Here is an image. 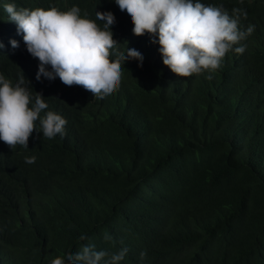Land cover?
Segmentation results:
<instances>
[{
	"label": "trees",
	"instance_id": "trees-1",
	"mask_svg": "<svg viewBox=\"0 0 264 264\" xmlns=\"http://www.w3.org/2000/svg\"><path fill=\"white\" fill-rule=\"evenodd\" d=\"M8 2L0 0V74L15 84L23 73L46 99L41 117L52 111L67 124L47 139L37 121L27 149L0 141V264H50L88 244L127 248L121 264H264V0H201L230 15L245 10L240 29L255 28L211 80L172 73L115 0H14L77 6L89 19L114 14L112 59L135 48L143 65L127 60L118 90L103 99L59 78L36 80L39 61Z\"/></svg>",
	"mask_w": 264,
	"mask_h": 264
},
{
	"label": "clouds",
	"instance_id": "clouds-1",
	"mask_svg": "<svg viewBox=\"0 0 264 264\" xmlns=\"http://www.w3.org/2000/svg\"><path fill=\"white\" fill-rule=\"evenodd\" d=\"M242 2V0H241ZM119 9L129 15L136 37L148 34L151 42L158 43L163 65L177 77L187 78L208 72L207 79L221 66L230 51L243 54L246 46L240 44L255 28L239 27L241 17L247 13L234 8L230 15L222 6L204 4L201 0H115ZM9 20L17 25L27 52L39 61L36 80L41 77L59 80L68 87L79 86L98 99L118 90L124 64L127 60L139 61L143 56L135 48L117 52L112 59L117 41L112 27L116 23L112 12H96L95 19L81 16L79 7L61 11L55 6L48 8H17L14 0L4 4ZM102 22V23H100ZM12 48L19 47L10 40ZM4 45L0 42V49ZM51 70H48V69ZM30 81L23 73L13 84L0 74V141L13 149L17 145L28 148V141L39 121L43 137H63L67 121L52 111L41 117L48 108L42 93L32 91ZM32 164L35 157L25 158ZM86 236L81 235L80 240ZM105 239H110L105 235ZM127 248L117 252L97 250L88 244L78 252L65 253L52 259L50 264H121ZM145 252L140 257L144 259Z\"/></svg>",
	"mask_w": 264,
	"mask_h": 264
}]
</instances>
